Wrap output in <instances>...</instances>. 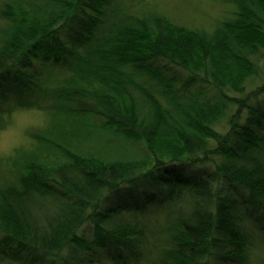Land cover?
<instances>
[{
	"label": "trees",
	"instance_id": "16d2710c",
	"mask_svg": "<svg viewBox=\"0 0 264 264\" xmlns=\"http://www.w3.org/2000/svg\"><path fill=\"white\" fill-rule=\"evenodd\" d=\"M217 1L0 0V119L47 115L0 160V264H264V0Z\"/></svg>",
	"mask_w": 264,
	"mask_h": 264
},
{
	"label": "rangeland",
	"instance_id": "374dc122",
	"mask_svg": "<svg viewBox=\"0 0 264 264\" xmlns=\"http://www.w3.org/2000/svg\"><path fill=\"white\" fill-rule=\"evenodd\" d=\"M160 10L168 12L171 16L187 27H204L210 28L215 21L228 9L226 5L217 0H154ZM178 21V22H179ZM179 22V23H180ZM257 64V73L264 79V52L259 59H255ZM260 83H252L247 86V90L254 89ZM258 84V85H257ZM246 90V91H247ZM258 103L264 105V97L260 98ZM8 110L0 119V160L13 157L17 149H27L31 145L28 133L31 129H36L45 125L47 120L46 113L35 108L14 107L12 104L7 105ZM137 188V187H136ZM136 188L135 191H136ZM141 190V186H138ZM138 190V189H137ZM121 200H125L121 198ZM120 201V199H118ZM117 201L105 208L109 210L117 205ZM259 257L264 260V239L259 242ZM68 247H65L62 257L69 254Z\"/></svg>",
	"mask_w": 264,
	"mask_h": 264
}]
</instances>
